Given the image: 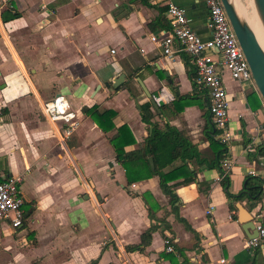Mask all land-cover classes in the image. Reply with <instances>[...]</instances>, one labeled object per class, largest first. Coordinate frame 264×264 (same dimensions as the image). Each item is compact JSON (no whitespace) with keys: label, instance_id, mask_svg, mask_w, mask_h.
I'll list each match as a JSON object with an SVG mask.
<instances>
[{"label":"crops","instance_id":"crops-1","mask_svg":"<svg viewBox=\"0 0 264 264\" xmlns=\"http://www.w3.org/2000/svg\"><path fill=\"white\" fill-rule=\"evenodd\" d=\"M148 3L0 0V12H19L3 22L0 36V178L19 175L24 197L22 225H0V264H109L122 252L133 264H171L163 255L170 252L164 249L165 237L182 249L183 255L172 251L174 264H218L220 257L229 264H264V243L246 246L255 233L243 230L236 207L247 210L253 227L264 223V183L258 200L244 196L230 201L234 208L229 209L216 167L200 166L192 182L173 190L177 216L195 235L169 212L163 223L170 230L157 222L147 244L125 248L138 244L152 223L140 194L149 192L167 211L173 197L156 176L129 184L107 140L114 131L102 132L81 107L114 111V125L125 124L142 142L151 129L139 116L140 104L149 102L142 84L157 105L150 107L154 121L183 131L206 160L215 155L205 89L190 78L187 57L186 64L181 53L165 55L160 45L169 27L168 3L184 9L189 27L203 39L210 36L206 8L201 0ZM120 73L118 89L105 87V80ZM223 83L232 135L225 146L232 161L226 177L228 192L236 195L248 170L264 180V156L256 154L264 145V104L251 82L232 80L224 72ZM58 94L78 119L64 148L57 142V127L40 110L44 100Z\"/></svg>","mask_w":264,"mask_h":264},{"label":"built area","instance_id":"built-area-1","mask_svg":"<svg viewBox=\"0 0 264 264\" xmlns=\"http://www.w3.org/2000/svg\"><path fill=\"white\" fill-rule=\"evenodd\" d=\"M201 1L206 8V25L210 36L205 39L201 38L189 27L184 9L176 4L168 3L165 16L169 27L167 36L161 39L160 45L165 55L183 53L188 58L195 74V80L205 89L212 125L218 131L220 141L227 146L232 135L228 128V98L223 83L224 72L232 80L254 83L244 53L221 1ZM2 32L3 23L0 20V36ZM150 39L156 40L153 35ZM173 41L176 43L175 47H172ZM40 110L47 121L57 127V142L65 147V141L78 125V119L67 99L60 94L54 95L41 103ZM231 165V159L225 156L220 165V180L227 176ZM247 173L253 175L254 171L248 170ZM20 182L19 175L2 176L0 180V225L6 224L12 228L22 225L24 199L19 190ZM210 210L211 206L206 209V212ZM254 229L256 234L247 239V247H257L264 243V223H254ZM164 249L173 250L169 237L164 238ZM217 262L218 264H229L222 257L218 258ZM109 264L133 263L122 252L117 260Z\"/></svg>","mask_w":264,"mask_h":264},{"label":"trees","instance_id":"trees-1","mask_svg":"<svg viewBox=\"0 0 264 264\" xmlns=\"http://www.w3.org/2000/svg\"><path fill=\"white\" fill-rule=\"evenodd\" d=\"M133 0H128V2ZM142 4L148 5V0H139ZM166 10V9H165ZM19 12L5 9L0 12V19L2 22L17 18ZM184 61L186 62V56L181 53ZM187 64V62H186ZM194 73V71H193ZM192 80L195 79V74L190 75ZM118 89V87H116ZM183 96H179L182 98ZM151 104L144 102L140 104L139 116L140 120L151 126L149 134L143 139L142 142H136L133 138L129 128L125 125L115 126L113 123V117L115 112L109 109L99 108L97 105L82 106L81 112L90 117V119L96 124V126L104 133L114 131L109 137L108 142L113 148L116 160L120 163L124 170V175L127 182L130 184L136 180L147 179L152 176L157 177L158 184L165 193H168L173 197L170 204V210L167 211L157 205L149 192L144 191L140 194V198L146 207V213L148 219L152 222L140 235V242L136 245L125 246L127 251H132L139 246L148 243L150 234L154 232L158 226L157 222L162 223L163 227L169 229V226L163 223L164 217L169 213H173L175 218L182 222L185 229L193 230L187 225V223L177 216V196L173 192L174 188L178 185H184L194 180V172L200 167H216L220 171L221 161L225 158V145L218 138V131L214 128V135L210 136L212 143L214 144L215 155L211 160H206L200 151L196 148V145L189 141L188 137L183 131H179L170 126L167 122L159 124L153 120L154 114L150 110ZM162 106H159L161 109ZM168 107V106H166ZM66 141V145H67ZM127 145H135L133 149L125 150ZM258 156H264V145L258 146L256 149ZM147 155H150L153 163L152 169L149 166ZM250 155V154H249ZM252 155V154H251ZM254 155V154H253ZM178 162V164H174ZM8 176V175H4ZM3 176V177H4ZM180 179L176 182L169 183L171 181ZM2 180V177L0 178ZM223 192L228 200V208H234L230 203L232 200L241 199V197H247L254 201L258 200L262 190V179L259 176L246 175L243 180L242 188L236 195H231L228 192V180L227 177L220 180ZM158 210L162 211L160 217L156 216ZM169 243L172 246V251H175L178 255H183L181 247H178L172 243L169 238ZM163 254L171 264H174V254ZM185 260L180 262L185 264Z\"/></svg>","mask_w":264,"mask_h":264},{"label":"water","instance_id":"water-1","mask_svg":"<svg viewBox=\"0 0 264 264\" xmlns=\"http://www.w3.org/2000/svg\"><path fill=\"white\" fill-rule=\"evenodd\" d=\"M220 1L223 5L229 23L235 33L237 41L244 53L253 83L264 104V53L262 52L252 30L249 28L247 23L238 15L233 1L232 0H220ZM243 1L245 2V4L247 3V0H243ZM251 2L255 14L262 27V31L264 33V0H251ZM123 77H124L123 73H120L115 78H109L105 80L103 84L105 85V87H109V85H111L112 87H116L117 85L122 83ZM137 81L140 83L139 79H137ZM140 85L144 93L147 95V97H149V102L152 105V107L157 109V105L153 97H150V95L146 92V90H144L142 84ZM98 88L99 85H96L94 90H97ZM136 107L139 108V105H136ZM147 159L149 166L152 169L153 163L150 155H147ZM262 182L264 183V180H262ZM236 207L238 210V217L240 218V221L242 223L243 230L251 234L254 233L256 234V231L251 221V217L248 214L247 210L240 204H236Z\"/></svg>","mask_w":264,"mask_h":264},{"label":"bare ground","instance_id":"bare-ground-1","mask_svg":"<svg viewBox=\"0 0 264 264\" xmlns=\"http://www.w3.org/2000/svg\"><path fill=\"white\" fill-rule=\"evenodd\" d=\"M238 15L247 23L252 30L262 52L264 53V33L260 22L255 14L251 0L244 5L240 0H232Z\"/></svg>","mask_w":264,"mask_h":264},{"label":"rangeland","instance_id":"rangeland-1","mask_svg":"<svg viewBox=\"0 0 264 264\" xmlns=\"http://www.w3.org/2000/svg\"><path fill=\"white\" fill-rule=\"evenodd\" d=\"M241 1V3H243L244 5H245V2L243 1V0H240ZM2 22V21H1ZM3 23V22H2ZM62 148H64V147H62Z\"/></svg>","mask_w":264,"mask_h":264}]
</instances>
